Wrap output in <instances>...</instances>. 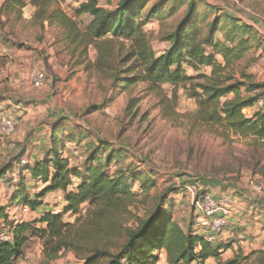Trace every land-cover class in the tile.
<instances>
[{
	"label": "trees",
	"instance_id": "trees-1",
	"mask_svg": "<svg viewBox=\"0 0 264 264\" xmlns=\"http://www.w3.org/2000/svg\"><path fill=\"white\" fill-rule=\"evenodd\" d=\"M53 1L3 0L0 25L4 27L3 18L7 22L13 17V21H20L30 2L36 8L33 19L42 29L60 28L56 40L73 48L75 66L108 75L110 103L141 83H149V90L154 93H160L162 85L174 86V100L180 85L184 89L189 87L188 95L197 103L193 116L197 126L215 129L225 141L246 140L252 148L264 150V83L257 82L247 68L239 71V77L232 71L233 65L241 62L258 43L251 26L220 12L205 0H120L112 10L106 9L101 0H86L76 11V17L84 14L92 17L90 25L83 29L77 18L53 9ZM182 10L176 26L161 35L160 41L168 45L167 50L157 55L151 34L144 32V28L154 20L163 21ZM14 46L26 49L25 44ZM91 47L98 54L95 63L87 60ZM219 56L224 63L217 62ZM184 65L195 72L208 67L212 70L210 75L190 77ZM229 96L233 98L228 99ZM261 102L263 106L247 117L244 111ZM137 103L132 100L127 111L134 110ZM65 127L64 118L53 124L52 147L40 161L22 166L25 157L22 152L0 168V190L2 181L19 166L21 175L28 172L33 181L45 187L33 200L27 195V180L21 176L12 199L15 204L36 211L42 207L43 198L61 191L67 203L66 214L79 215L86 203L90 209L74 224L65 223L61 214L46 212L36 223L45 227L38 228L35 223L14 226L12 242L0 244V264H19L24 248L34 238L43 241L48 262L73 252L83 264H154L158 259L155 253L160 250L166 251L168 264H206L210 259H219L222 250L230 249L231 246L212 245L204 237L193 235L190 229L184 231L173 220L168 207L172 197L179 194L178 188L152 196V190L157 187L152 172H136L130 167L110 171L114 163L128 159L122 150L106 146L107 152L105 146L94 148L89 141L83 167H72L59 149L60 137L66 144L83 143L88 136L72 130L67 133ZM75 179L79 184L75 191L69 192ZM137 182L140 192L135 193L132 185ZM144 195L153 205L145 208L142 216L133 209L139 210L137 204ZM6 210L7 206H0V220H8ZM261 255L255 264H264V252ZM248 260L238 254L219 264H245Z\"/></svg>",
	"mask_w": 264,
	"mask_h": 264
},
{
	"label": "rangeland",
	"instance_id": "rangeland-1",
	"mask_svg": "<svg viewBox=\"0 0 264 264\" xmlns=\"http://www.w3.org/2000/svg\"><path fill=\"white\" fill-rule=\"evenodd\" d=\"M81 1L83 0H61V4L59 0H54L53 9L62 10L77 18L81 27L86 29L92 17L87 14L76 17ZM205 1L220 12H227L253 28L258 43L241 62L233 65L232 71L239 77V71L247 68L257 82L264 83V0ZM108 2L101 0L105 7H110ZM27 5L34 7L30 2ZM182 12L183 10L170 15L163 21L154 20L144 28V32L151 34L157 55L166 51L167 45L160 41L161 35L176 26ZM22 15L20 21H13V17L12 21L7 22V19L3 18L4 27L0 25V71L3 72L0 77V118H15L18 112L24 113L22 122L17 118L19 125L15 134L10 138L0 137V168L11 163L22 152L27 158L36 149L44 150L45 154V147H52L53 124L64 118L65 132L72 130L88 136L83 143L75 142L83 160H73L70 165L83 167L89 141L93 143L94 148L114 146L115 149L122 150L128 159L114 163L110 171L130 167L136 172H152V178L157 180V187L151 192L152 196H159L169 188H178L179 194L172 197L168 208L172 212L173 220L186 232L190 229L193 235L204 238L212 235L208 229H202L195 224L199 211L194 205V197L197 198L205 192L215 197H231L234 210L240 213L241 217H237L233 211L227 228L212 243L215 246H231L230 249L220 252L216 264L231 260L238 254L249 258L245 264L257 263L264 252V220L256 223V215L247 212L252 209L253 214L257 212V216L264 213V193H257L253 189V184L264 187V150L252 148L246 140L225 141L216 134L215 129L197 126L193 118L197 103L189 97V87L184 89L180 85L177 88L178 97L174 100V86L162 85V91L154 93L149 90V83H141L110 103L112 91L108 75L98 73L94 69L87 71L85 66H75L76 59L72 58L73 48H67L56 40V36L61 33L58 26L42 29L38 21L33 19L34 16L30 21H26L30 17L29 10H23ZM24 15L28 19L25 20ZM218 37L222 38L221 35ZM16 44H25L26 49L22 50L31 53L27 62L13 57L12 52L19 50L14 46ZM97 57V51L91 47L87 60L95 63ZM216 60L224 63L220 56ZM183 67L190 77L210 75L212 70L208 67L195 72L188 65ZM31 70L45 74L44 87H23L9 83L10 78L20 79ZM16 72L19 73L14 77ZM231 98L233 96L228 97ZM132 100L138 103L134 110L128 112ZM16 106H20V109ZM258 108L259 104L244 113L251 117ZM48 136L50 139L47 141ZM59 140L62 153L65 148L74 146L67 147L62 137ZM106 149L108 152L107 147ZM105 157L106 153L102 155V160H105ZM21 176H26L27 192L30 191L28 196L31 199L36 200V196L44 189L42 184H37L39 182L36 185L31 183L32 179L28 173L21 175V167L17 166L2 181L6 197L3 205L0 202V206H7L8 214L7 221L0 220V227L4 225L3 230L22 223L36 224L46 212L61 214L63 221L68 224H74L79 218L87 215L90 209L88 203L81 206L79 215L66 214L65 194L60 192L43 198L42 208L36 211L28 206L15 204L12 199L21 182ZM78 184L75 179L70 190H76ZM132 186L135 193L140 192V183H133ZM194 187L197 188L195 194H189L188 189ZM137 205L141 209L133 210L143 216L144 209L152 207L153 202L147 200L144 195ZM21 209L27 212L22 213ZM231 219L238 220V225H233ZM254 223L258 225L255 231ZM36 225L38 228L45 227ZM37 239L41 240L34 238L30 242ZM41 242L43 243L42 240ZM155 255L158 259L154 264H168L165 250L157 251ZM42 263L83 264L73 252L63 253L56 261L46 260ZM206 264L215 263L210 261Z\"/></svg>",
	"mask_w": 264,
	"mask_h": 264
},
{
	"label": "built area",
	"instance_id": "built-area-1",
	"mask_svg": "<svg viewBox=\"0 0 264 264\" xmlns=\"http://www.w3.org/2000/svg\"><path fill=\"white\" fill-rule=\"evenodd\" d=\"M3 72L0 71V77ZM45 74L42 72L31 70L23 75L20 79L14 81L15 85L32 88H42L45 84ZM260 107L263 103H259ZM19 125V121L15 118H0V137H12ZM63 158L72 163L73 160H83L79 149L76 146L66 149L63 153ZM23 165H30L31 160L24 158ZM253 189L257 193H264V187L253 184ZM189 194L194 195L197 188L188 189ZM194 205L199 211V216L196 218L195 224L202 228L208 229L210 236L205 237L209 243H213L218 235H221L229 224L231 213L234 211V201L229 196L215 197L211 193H201L197 198L194 197ZM22 213H26L25 209H21ZM20 212V213H21ZM4 225L0 227V244L12 242L14 236V227H8L3 230ZM24 257V256H23ZM22 257V258H23ZM25 259V258H24Z\"/></svg>",
	"mask_w": 264,
	"mask_h": 264
},
{
	"label": "crops",
	"instance_id": "crops-1",
	"mask_svg": "<svg viewBox=\"0 0 264 264\" xmlns=\"http://www.w3.org/2000/svg\"><path fill=\"white\" fill-rule=\"evenodd\" d=\"M60 1V3L61 4H63L62 2H61V0H59ZM84 1H86V0H83V1H81L80 2V4L82 3V2H84ZM120 2V0H117V1H115V2H113L112 0H110L109 2H108V4L110 5V7H105V8H108V9H114V8H116L117 7V5H118V3ZM2 3H3V0H0V6L2 5ZM24 10H29V14H30V17H29V19H28V17H26L25 15H24V19L26 20V19H28V20H26V21H30L32 18H33V16H34V13H35V8L34 7H32L31 5H27L25 8H24ZM92 21V20H91ZM167 45V44H166ZM167 48H168V45L166 46V48H165V50H167ZM12 54H13V57H15L17 60H19L20 59V61H22V62H27V58H29L30 56L29 55H31V53H29L28 51H25V50H17V51H14V52H12ZM26 70V69H25ZM23 71V70H22ZM18 73L19 72H16V75L14 76V77H16L17 75H18ZM16 79L15 78H10L9 79V83L10 84H12V85H14L15 83H14V81H15ZM3 102H5V101H3ZM16 108L17 109H20V106H16ZM17 116L15 117V119H19L20 120V122H22V118H23V116H24V113H22L21 114V112H18L17 114H16ZM50 136V135H49ZM49 136L47 137V141L50 139L49 138ZM42 141L40 140V143H41ZM46 142V141H45ZM68 145H70V146H68ZM77 146L78 144L77 143H67L66 144V146L67 147H71V146ZM81 145V144H80ZM45 149H49V147H45ZM65 150H66V148H65ZM43 155H44V150H42V151H40V150H38V149H36V150H34V152L30 155V157H29V159L31 160V164H33V163H35V162H37V161H40L42 158H43ZM28 156H25V158H27ZM72 167H74L73 166V164L71 165ZM24 173H28V172H24ZM28 175L31 177V175L28 173ZM26 177V176H25ZM76 181L79 183V180H77L76 179ZM30 182V181H29ZM31 183H34V185H36V183L37 182H35V181H31ZM31 183H28V185H30ZM37 184H42V183H37ZM42 186L43 187H45V185H43L42 184ZM27 191H28V189H27ZM72 192V191H75V190H70V188H69V192ZM60 193H63V192H61V191H59ZM5 193V185H3V182L1 183V190H0V202H1V205H3V201L5 200V198L4 197H6V194H4ZM29 193H30V191L29 192H27V195H29ZM64 194V193H63ZM220 196V195H219ZM40 208H42V207H40ZM38 210V209H37ZM242 211L243 212H247V210H245V209H242ZM197 213V212H196ZM234 214L238 217H241V214L240 213H238L237 211H235L234 210ZM247 214H252V215H256L255 217H254V221L257 223V222H259V221H262L263 222V220H264V213H262L261 215H258L257 216V212H254V214H253V212H252V209L250 210V211H248L247 212ZM230 218H231V215H230ZM232 218H233V216H232ZM231 221H232V224L233 225H238L237 223V221L238 220H236V219H231ZM256 223H254L253 225L255 226V228L253 229L254 231L256 230V227H258V225L256 224ZM254 233H256V232H254ZM68 254H71V252H68ZM62 256V255H61ZM25 258V259H24ZM43 261H46L45 260V256H44V253H43V243L41 242V240H33V242L31 241H29V243L26 245V247L24 248V257L23 258H21L20 260H19V264H43L42 262ZM210 261H213V263H217L216 262V260L215 259H210V260H208L207 261V263H210Z\"/></svg>",
	"mask_w": 264,
	"mask_h": 264
}]
</instances>
